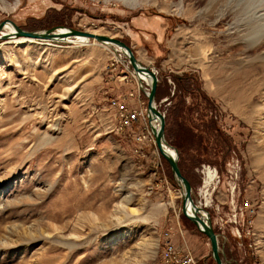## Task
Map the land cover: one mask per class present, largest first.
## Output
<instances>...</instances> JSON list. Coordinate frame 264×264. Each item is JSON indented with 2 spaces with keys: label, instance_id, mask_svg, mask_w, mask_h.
I'll use <instances>...</instances> for the list:
<instances>
[{
  "label": "rangeland",
  "instance_id": "rangeland-1",
  "mask_svg": "<svg viewBox=\"0 0 264 264\" xmlns=\"http://www.w3.org/2000/svg\"><path fill=\"white\" fill-rule=\"evenodd\" d=\"M215 1L0 0V21L98 29L128 44L157 71L165 136L183 145L196 201L201 165L217 170L222 227L206 208L223 260L264 264V30L247 41L264 29V0ZM9 40H0V264H163L166 234L200 264H216L208 238L182 214L169 164L133 134L146 131L145 120L113 129V99L101 100L108 93H132L128 105H142L148 119L124 55L96 39ZM105 121L111 127L97 129ZM233 183L239 223L230 217ZM145 238L158 239L148 256Z\"/></svg>",
  "mask_w": 264,
  "mask_h": 264
},
{
  "label": "water",
  "instance_id": "water-1",
  "mask_svg": "<svg viewBox=\"0 0 264 264\" xmlns=\"http://www.w3.org/2000/svg\"><path fill=\"white\" fill-rule=\"evenodd\" d=\"M5 24H11L17 36H27L33 37L36 39H48L52 41H59L58 38H62L61 35L55 32L58 28L68 29V35H82L89 38L96 39L97 41H109L118 45L123 49L124 58L128 62V67H131L133 72H142L146 73L149 76V82L140 84V89L145 93L147 97V118L149 121L150 130L152 131L155 137L156 147L161 154V156L167 161L170 166V169L173 173L174 179L181 188V211L182 214L188 218L194 225L202 232L209 240L211 255L216 262V264H226L222 256L224 253L221 251L219 245V236L220 234L215 232L210 213L207 209L202 207L197 203L193 197V187L190 181L182 174L178 163V150L175 146L171 145L165 136V118L164 114L156 108V90L158 85V77L153 71L154 68L144 65L138 57H136L132 48L126 44L123 40L115 36H109L104 34H94L86 30L75 29L72 27H67L63 25H58L44 30H26L17 25L12 19L5 18L0 21V31ZM5 37V36H4ZM5 38H0V40ZM60 42V41H59ZM155 122V124L153 123ZM167 146L169 149L173 150V154L165 148ZM188 206H191L189 209ZM192 211L191 214L188 212Z\"/></svg>",
  "mask_w": 264,
  "mask_h": 264
},
{
  "label": "built area",
  "instance_id": "built-area-1",
  "mask_svg": "<svg viewBox=\"0 0 264 264\" xmlns=\"http://www.w3.org/2000/svg\"><path fill=\"white\" fill-rule=\"evenodd\" d=\"M129 94V93H128ZM125 94L121 95L119 98H115L112 100V108L115 110V118L118 122V130H121L123 128H132L134 124L138 123V121L142 118L145 120V129L146 131L144 133H140V131L136 132V130L133 132L135 134L136 139L139 141L146 140L147 144H151L155 146V140L154 135L152 131L150 130L148 119H146V116H144L143 106L141 105L139 109H136L134 107H130L128 105L129 96L133 99V95L131 94ZM138 102L141 104H144L139 100L138 96ZM146 110V109H145ZM207 170L213 171V178L208 182L205 183V177ZM200 171L203 175V183L198 188V195H199V203L203 207H214L218 213L217 215V222L219 223L220 227L224 225V220L226 219L225 215L221 214V202L215 201L213 198V191L218 183H214L213 181L218 178L217 170L215 167H211L209 164H202L200 167ZM218 182V181H217ZM235 189L236 184L233 183L230 185L229 193L230 198L229 202L232 205V212L230 217L233 218L234 223H239V209L236 207V199H235ZM218 200V199H216ZM247 207H251V204L248 205V201L246 200ZM238 225V224H236ZM249 234V233H248ZM172 235L166 234L165 236H162V248H161V261L163 264H200V261L196 258V256L192 253L189 246L185 243L184 244H178L173 238Z\"/></svg>",
  "mask_w": 264,
  "mask_h": 264
},
{
  "label": "bare ground",
  "instance_id": "bare-ground-1",
  "mask_svg": "<svg viewBox=\"0 0 264 264\" xmlns=\"http://www.w3.org/2000/svg\"><path fill=\"white\" fill-rule=\"evenodd\" d=\"M209 1V0H208ZM212 2V5L214 6L216 4V1L215 0H211ZM219 5V3H218ZM252 30V29H251ZM250 30V31H251ZM263 26H261L260 28H256V29H253L252 32H250V34H248L247 36V41L250 43H253L255 41V37L256 36H259L257 38H261L260 36V33H262L263 31ZM92 33L94 34H99L100 31L98 29H92L91 30ZM89 31V32H91ZM55 32L59 35L62 36V38H58L57 40H59L60 42H69V41H77V42H88V41H91L93 38H89L87 36H82V35H74V36H69L68 35V29L66 28H58L55 30ZM182 31H179L177 32V38H179V34L181 33ZM14 33H16V30L14 29V27L11 25V24H5L4 27L1 29L0 31V38H5L6 40H9V39H12V41H15L16 44H19V45H27L29 43H31L32 41H43L44 43H49L51 44L50 42L52 40H48V39H36V38H33V37H27V36H17L15 35ZM104 35H107V34H104ZM5 36V37H4ZM109 36H113V35H109ZM4 39V40H5ZM11 41V40H9ZM11 41V42H12ZM57 41V42H59ZM101 44L103 46H105L107 49H109L115 57L117 58H120V55L117 54V52H121L120 54L123 55V49H121L118 45L112 43V42H109V41H95V44ZM248 46V45H247ZM179 53V49L178 47L176 48L175 45H174V48L172 49L171 51V57H173V59H176V56L178 55ZM144 57V54L141 55ZM124 57V56H123ZM140 59V57H139ZM262 59H264V55H262ZM130 68V71L131 73L133 72L131 67H128ZM153 71L155 72V74L157 75V71L155 69H153ZM132 75L134 76V78L136 79L137 83H138V88L140 89V84H143L146 83V81L149 82V76L146 74V73H142V72H133ZM156 104V108L158 109V105L157 103ZM159 110V109H158ZM160 111V110H159ZM161 112V111H160ZM149 122V121H148ZM153 123L155 124V122L153 121ZM113 129L115 130H118V122L116 120H114V124H113ZM154 140H155V137H154ZM155 147H156V143H155ZM166 149H168V151H170V153L173 154V150L172 149H169L167 146H165ZM156 150L157 152L159 153L157 147H156ZM259 156H262V155H259ZM206 177H205V183H208L212 178H213V171L212 170H207L206 172ZM197 203L199 205H201L199 203V201H197ZM123 204V203H122ZM202 206V205H201ZM189 209L191 208V206H188ZM203 207V206H202ZM205 208V207H204ZM207 209V208H205ZM192 211L189 210V214H191ZM157 238H150V239H143V241L140 243V246H141V249L144 250V251H141V253L144 252V254H146L148 256V251L150 250V252H155L156 251V248H157ZM162 240V239H161ZM57 248V247H56ZM49 250V249H48ZM145 255V256H146ZM146 256V257H147ZM148 258V257H147ZM108 264V263H107ZM110 264V263H109Z\"/></svg>",
  "mask_w": 264,
  "mask_h": 264
},
{
  "label": "trees",
  "instance_id": "trees-1",
  "mask_svg": "<svg viewBox=\"0 0 264 264\" xmlns=\"http://www.w3.org/2000/svg\"><path fill=\"white\" fill-rule=\"evenodd\" d=\"M180 22H182L183 21V19H178ZM215 129L217 130V127H215ZM168 142L171 144V145H173V146H175L176 148H177V150H178V154H179V161H178V163H179V166H180V169H181V171H182V162H183V145H181L179 142H177V141H174L173 139H172V137H171V135H170V133H169V130H168ZM170 137H171V139H170ZM182 174H183V171H182Z\"/></svg>",
  "mask_w": 264,
  "mask_h": 264
},
{
  "label": "crops",
  "instance_id": "crops-1",
  "mask_svg": "<svg viewBox=\"0 0 264 264\" xmlns=\"http://www.w3.org/2000/svg\"><path fill=\"white\" fill-rule=\"evenodd\" d=\"M125 74V73H124ZM123 74V75H124ZM122 93H124V92H122ZM122 93H118V92H116V93H108L107 95L105 94L104 95V97H102V99L101 100H104L105 102H107V99H108V101H109V99L111 100V99H115V98H119L121 95H125V94H122ZM106 105V104H105ZM105 124H103V126H102V128H100V126H98V128L97 129H106V128H109V126L111 127V122H107V121H105L104 122ZM114 124V123H113ZM220 195H221V197H223V192H220ZM226 196V195H225ZM221 200V199H220ZM251 206H252V204H251Z\"/></svg>",
  "mask_w": 264,
  "mask_h": 264
}]
</instances>
